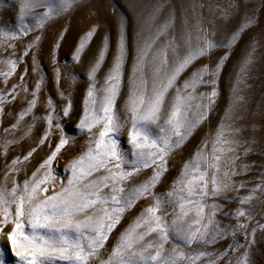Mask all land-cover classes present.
<instances>
[{
    "label": "snow or ice",
    "instance_id": "obj_1",
    "mask_svg": "<svg viewBox=\"0 0 264 264\" xmlns=\"http://www.w3.org/2000/svg\"><path fill=\"white\" fill-rule=\"evenodd\" d=\"M78 2L21 0L15 30L0 28V51L8 52L3 61L7 70L0 71V80L7 85L9 78L16 73L17 65L24 62L30 51L33 53L32 74L38 75L31 91L23 72L16 83L0 89V114L21 91L31 97L27 106L16 114L11 128L4 129L5 133L15 130L24 117L33 112L44 83L34 51L41 37L33 36L19 56L15 42L32 32L42 31L48 23L68 14ZM233 7L229 4L228 8L220 9L221 18L228 20L233 15ZM37 8L44 10L31 16L32 24L26 23V17ZM162 8L163 4L154 10L152 20ZM174 19L170 14L150 38L137 45L128 77L129 91L123 106V120L115 110L128 56L123 19L119 22L110 67L103 82L99 83L97 73L110 48L109 38L104 37L87 71L83 114L74 125L79 132L89 134L88 146L65 166L66 181L58 179L53 166L62 149L73 141L61 123L62 117L69 118L71 110L70 98L63 91H58V94L67 103L63 104L60 112L56 111V105L50 98L45 104L48 111L42 119L46 126L36 146L22 158L15 157L5 165L4 176L7 178L9 174L20 171L18 165L28 161L37 148L49 145L45 158L21 184H17L14 178L11 189L0 184V233L10 227L5 235L17 264H92L105 250L106 241L125 212L142 199H150L151 203L120 233L108 258L100 259L99 264H197L202 257L207 258L206 264H217L222 259L224 264H232L229 253L235 254L241 249L243 251L235 264H251L250 246L254 243L257 228L264 230V224H257L248 231V222L253 219L252 201L258 199V193L264 194V180L249 188L247 195L236 197L237 207L230 212H224L222 205L215 201L226 198L225 194L230 191L246 187L245 181L234 183L232 179L247 171L248 165L240 164L237 171V161L241 158L237 154L241 147L237 138L239 129L234 128L230 121L242 99L239 92L252 63L254 40L240 62L232 84V96L214 135L202 141L190 159L183 162L179 175L166 193H157L154 189L163 183L171 155L185 144L213 111L224 63L242 35L253 27L255 18L251 15L242 17L226 42H216L207 34V29L198 24L195 34L184 31L178 39L175 36L166 38L156 47L160 37L168 36ZM65 31L58 34L50 51L57 82L62 72L56 53ZM95 31L93 26L79 38L71 52V62H80ZM217 48L225 49L224 54L213 63L197 66L200 60L210 58ZM190 68V74L178 83L181 74ZM149 70L152 73L151 86L146 78ZM71 79L76 77L73 75ZM201 88L205 91H198ZM170 90L175 94L169 101ZM125 126L130 145L127 152L121 149L117 139ZM150 126L158 130L156 135ZM32 127L31 123L28 124L23 136H28ZM93 129L97 131L94 133ZM54 133H58L59 138L53 146L50 142ZM17 142L5 140L0 145L3 149L0 154L6 153L9 144ZM249 151V148H243L244 155ZM144 170H150L151 174L138 183H131ZM130 183L131 187L128 186ZM208 200L212 203H207ZM218 213L234 219L236 223L219 226L215 220ZM169 215L172 216L170 221L167 219ZM237 234L243 236V243L236 240ZM149 236L155 238L146 240ZM227 237H231L233 243L218 254L183 251V247H206ZM173 240L179 243H173L170 250L166 249L165 245ZM3 255L0 250V264H4Z\"/></svg>",
    "mask_w": 264,
    "mask_h": 264
},
{
    "label": "rangeland",
    "instance_id": "obj_2",
    "mask_svg": "<svg viewBox=\"0 0 264 264\" xmlns=\"http://www.w3.org/2000/svg\"><path fill=\"white\" fill-rule=\"evenodd\" d=\"M20 3L21 0H0V28L5 31L15 30ZM161 4H163V8L156 19L152 20L151 17L154 10ZM229 4L234 6L232 9L233 15L228 20H224L221 18L220 9L228 8ZM43 10V8L34 9L26 17V23L32 24L31 16L42 13ZM170 14L175 18L173 27L169 30L167 37L162 36L158 39L156 47H159L166 38L170 39L175 36L178 39L184 31H191L195 34L198 24L207 29V34L216 42H226L242 17L251 15L255 18L253 27L242 35L224 63L218 78V97L213 111L193 132L185 144L171 155L168 161V171L163 177V183L154 189L157 193H166L172 181L179 175L183 162L190 159L196 148L201 146L202 141L210 139L214 135L216 126L220 123L232 96V84L235 82L240 62L250 50V45L254 40L255 51L253 52L252 63L248 68L247 74L243 77L244 83L241 85L239 92L242 99L233 113V120L230 121L234 128L239 129L237 138L241 147L237 150V154L241 158L237 161V171L239 172L240 164L248 165L247 171L232 179L234 183L245 181L246 187L238 191H230L225 194L226 198H217L215 201L222 205L224 212L234 210L237 207L235 198L247 195L249 188L255 187L258 182L264 180V0H79L78 4L68 14L57 18L54 22L48 23L42 31L32 32L22 40H17L15 42L16 54L19 56L23 51V46L33 36L39 35L41 37L39 45L34 51L40 74L44 76V83L38 95L37 106L29 116L24 117L15 130L9 133L4 131L6 128H11V125L15 123L16 114L27 106V100L31 97L26 96L21 91L18 98L10 105H5L3 113L0 114V145L5 140L18 141L17 143L9 144L6 153L0 154V184L11 189L13 178L17 184H21L45 158L46 153L49 151L48 144L37 148V151L33 153L28 161L18 165L20 171L9 174L7 178L4 176L5 165L10 163L15 157L22 158L32 147L36 146L39 138L43 135L46 125L42 117L48 111L45 107L47 100L50 98L54 102L57 112H60L63 104L67 103V101L60 98L58 91H63L69 96L71 101L70 116L69 118L62 117L61 123L64 131L73 137V141L65 149H62V154L59 155L53 164L58 179L66 181L65 166L71 159L86 151L88 146L89 134L79 132L74 125L83 114L84 98L88 85L86 79L87 71L97 55L104 37L107 36L109 38L110 48L104 63L97 73L99 83L103 82V78L110 67L112 55L115 51L119 22L123 19L126 29L128 56L122 74L121 92L115 105V110L123 120L125 116L123 106L129 91L128 77L131 74L136 47L138 44H142L146 38H150L156 32L159 24ZM93 26L96 29L95 34L82 54L80 62L74 64L70 60L71 52L79 42V38ZM64 29L66 31L56 53L58 67L62 72V76L57 82L51 63L50 51L58 34ZM224 52L225 49L223 48L215 49L210 58L200 60L197 66L204 63H213ZM32 55L33 53L30 51L28 56L24 58V62L17 65L16 73L9 78L7 85L0 80V89H5L10 87L12 83H16L19 74L23 72L26 84L29 91H31L35 80L38 78V75L34 76L32 74ZM7 57L8 52L0 51V71L7 70V65L3 62ZM169 58L171 59V57ZM191 70L190 68L185 73H182L178 83L190 74ZM73 75L76 77L75 80L71 79ZM146 78L149 86H151L152 73L150 70L146 71ZM198 91H205V89L201 88ZM174 94V90H170L168 93L169 101ZM160 122L162 123L163 121L161 120ZM30 123L33 125L32 131L25 137L23 132L27 130V125ZM150 127L153 135H156L158 130L154 126ZM96 131V129H93L94 133ZM58 138L59 134L54 133L50 143H53L54 146V142ZM117 139L122 150L130 151V145L127 143V126L121 130ZM244 147L250 149L247 155L243 154ZM2 151L3 149H0V152ZM150 174V170H144L131 183H138ZM131 183L128 185L129 187H131ZM56 190L58 191L59 188L57 187ZM150 203V199H142L131 210L125 212L120 223L110 234L108 241H106L105 250L100 253L92 264H99L100 259L108 258L120 233ZM207 203H212V200H208ZM251 210L253 219L248 222V231H251L252 227L257 224H264V194L258 193V199L253 200L251 203ZM169 212L171 213V209H169ZM167 219L170 221L172 216L169 215ZM215 220L218 221L221 227L236 223L234 219L219 213L216 215ZM9 230L10 227L5 228L4 232L0 233V250L4 253V264H17L16 257L12 255L6 240L5 234ZM154 238V236H149L146 240ZM236 240L241 243L244 242V238L240 234H237ZM173 243H179V241L173 240L172 243L166 244L165 248L170 250ZM231 243H233L232 238L227 237L214 245L206 247L197 245L183 247V251H204L218 254ZM241 251L243 249L238 250L235 254L229 253L232 257V264H235L236 258ZM206 259L202 257L200 261H197V264H206ZM250 261L251 264H264V230L259 228H257L255 233L254 243L250 246ZM217 264H224V260L218 261Z\"/></svg>",
    "mask_w": 264,
    "mask_h": 264
}]
</instances>
